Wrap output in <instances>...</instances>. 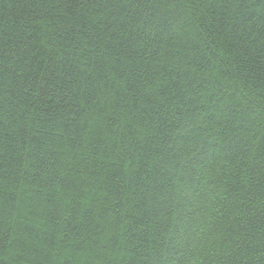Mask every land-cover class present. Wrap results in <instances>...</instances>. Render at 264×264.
Returning <instances> with one entry per match:
<instances>
[{
  "label": "trees",
  "instance_id": "trees-1",
  "mask_svg": "<svg viewBox=\"0 0 264 264\" xmlns=\"http://www.w3.org/2000/svg\"><path fill=\"white\" fill-rule=\"evenodd\" d=\"M264 264V0H0V264Z\"/></svg>",
  "mask_w": 264,
  "mask_h": 264
},
{
  "label": "snow or ice",
  "instance_id": "snow-or-ice-1",
  "mask_svg": "<svg viewBox=\"0 0 264 264\" xmlns=\"http://www.w3.org/2000/svg\"><path fill=\"white\" fill-rule=\"evenodd\" d=\"M207 234L204 236L196 235L189 242L187 249L186 264H206V258L209 255L205 248L208 247L209 242H206Z\"/></svg>",
  "mask_w": 264,
  "mask_h": 264
}]
</instances>
